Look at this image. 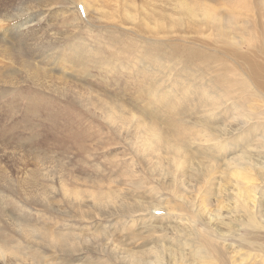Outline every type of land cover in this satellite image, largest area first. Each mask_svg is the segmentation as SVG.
Segmentation results:
<instances>
[{
    "label": "rangeland",
    "instance_id": "obj_1",
    "mask_svg": "<svg viewBox=\"0 0 264 264\" xmlns=\"http://www.w3.org/2000/svg\"><path fill=\"white\" fill-rule=\"evenodd\" d=\"M242 1L174 0L168 9L161 5L156 10L159 22L171 23L172 34L151 25L143 28L139 12L144 33H155L146 37L131 29L132 21L139 22L128 13L120 36L122 25L114 21L119 13L107 5L99 13L110 19L93 9L87 14L77 2L81 24L76 20L66 25L63 10L69 0H0V38H5L0 39V264H156L154 252L160 251L166 262L168 252L159 244L178 236L177 229L181 236L189 233L190 223L201 231L218 207L233 214L226 208L232 206L227 195L234 193L235 181L249 188L252 177H234L231 166L228 170L224 165L249 144L248 134L239 133V118L228 108L230 100L220 107L229 111H212L217 121L211 125L232 131L227 136L235 135V151L219 155L216 162L198 156L197 163L180 164V154L164 141L178 144L186 139L198 150L210 145L205 137H192L202 129L199 114L207 108L201 98L204 86L212 84L208 80L229 76L239 97L252 91L250 82L246 92L236 87L235 82L248 81L245 71L210 25L216 17L234 13V23L222 21L225 32L233 30L229 40L234 47L245 50L250 40L258 44L264 39V0ZM32 14L33 23L17 25ZM97 39L112 47L107 49L111 53L102 54V63L80 65L72 55L61 54L70 43L81 46L86 41L96 47ZM190 48L197 53L191 59ZM219 64L230 67L225 68L228 74ZM257 100L249 105L261 106ZM217 228L221 232L214 231L215 238L217 233L226 235L225 243L234 246L235 264H262L254 251L250 256L237 246L245 229L235 227L231 234ZM166 264L193 262L186 257Z\"/></svg>",
    "mask_w": 264,
    "mask_h": 264
},
{
    "label": "bare ground",
    "instance_id": "obj_2",
    "mask_svg": "<svg viewBox=\"0 0 264 264\" xmlns=\"http://www.w3.org/2000/svg\"><path fill=\"white\" fill-rule=\"evenodd\" d=\"M138 1H139V3H138ZM77 2L82 3V5L84 6V10L86 11L87 14L91 11V9H93V11H95L96 13L101 12L102 10L100 9V7L104 8L103 7L104 5H107V8L113 9L116 13H119L116 15V19L114 21L122 25L121 31L118 32V34L120 36L125 33L124 32L125 31V24L128 23L127 18L125 17V16H128L127 13L129 14V17L132 18V20L138 21V20H140V18L138 19L139 12H140V14L142 15L141 21L143 20L142 21L143 28L146 27L145 25H151L152 28L155 29V31H158L159 33H161L160 28L166 29V31L169 33H170L169 29L172 28L171 23H169L172 20H169L167 22V23H169L168 25H166V24L161 25L160 24L159 21L161 18H158V15H159L158 9H161V10L163 9V7H159L161 5H163L164 8L168 9L170 6L174 5V0H77V1L69 0L68 8L63 10V12L66 14V17L64 19V23L66 25H69L70 21H76V20H77L76 22L81 24L80 19H79V14L76 10L77 9L76 8ZM241 2H243V1L241 0ZM181 3H183V2H181ZM185 5H186V3H185ZM181 6H182V4H181ZM130 9L132 12H134L136 14V16L133 15L132 12L131 13L129 12ZM145 9H146V11L149 10V14L144 13ZM246 9H248V8H246ZM65 10H68V11L65 12ZM156 10L158 12L157 13L158 15L156 14ZM188 10H189V12H191V7ZM194 11H195V13L198 12V10L197 11L194 10ZM226 11L229 12V10H226ZM162 12H164V11H162ZM231 12L232 11H230V13ZM204 13H206V12H204ZM207 13H208V11H207ZM209 13L211 15V11H209ZM101 14L103 17L107 15L106 13H103V12ZM101 14L99 13L98 15L101 17ZM154 14H156V15L153 16ZM162 14L160 13V15H162ZM164 14L162 16L166 15V14L165 15ZM257 14H259V13H257ZM34 15L35 14H32L28 17H24L23 21L18 22L17 25L19 27H25L26 25H24V24L33 23ZM162 16H159V17H162ZM217 16H219V15H217ZM235 16H234V13H233V15L227 13L225 18H224V16L221 18L216 17L215 21H212V22L210 21V25H212L213 27L216 28L217 34L220 37H223V40H222V41H224L223 47L225 49H228V51L232 52V54L230 56L232 57V55H233V60H235V59L237 60V61L236 60L235 61L237 62L238 68L241 66L242 67L241 69H244V71H245V73H243V74L247 77L248 81L240 82V83L235 82L236 83L235 85H237L236 87H238L240 92H243V91L246 92L247 88H248V83L250 82L249 85H250V87H252V91H250L249 93L246 92L242 97H239L238 93L231 90L232 82H230V80L227 79V77L229 78V76L222 74L223 73L222 72L221 74L224 75V77L227 76L226 78H223V76L220 78V76H219V78L215 77L213 79H210L208 81L212 84L208 85L206 87L204 86V89L202 90L203 96L201 99L203 100V105L207 107V108L203 109V111L205 110L204 113L202 112V114L201 113L199 114L200 117H201V115L203 116L202 122H201L202 125H200L202 127V129H199L201 132H199L198 134L192 133L193 136L191 135L192 137H194L193 140L197 139L196 136H201L203 138L205 137L203 141L209 142L210 145L207 146L206 148H202L201 150H198V149H193L195 147L191 148V144H193V143H191L190 146L187 145L186 139H184V141H181L178 144H177L178 141H176V144L174 143L175 142L174 139H173V143L165 142L164 140H162V141H164V144H166V146H170L173 149V151L176 152L175 153L176 155H177V153L180 154L179 156L177 155L178 158L181 157V159L183 160L182 162H179L180 164L184 163L186 161H191V162L193 161L194 163H197L198 156H205L208 158V160H210L212 162H216L218 160L219 155H223V154L231 153V152L235 151L234 146H237V143L235 142L234 139H232L235 135L232 134L233 135L232 137L227 136L232 131L229 130L226 132L225 129L222 128V126H221V128L219 127L220 125L219 126L214 125V127L211 125V123L217 121L214 118V115H216V112L214 113L212 111L215 109L216 110L219 109L218 110L219 112L229 111L230 109L226 110L227 108H225V107H222L220 109V107H221V105L225 104V102L230 100V104L228 105V108L230 107L232 109V111L234 112V113L233 112L232 113L234 115H236L235 118L238 117L240 120L239 123H241L239 133H242L245 135L248 134V137H246L247 141H245V143L247 142L249 144L245 145V146H251V147L246 148L244 146L243 150H241L239 155L230 157L229 159H227L225 161L224 165H225V168L228 170H229V167L231 166V168L233 170L231 174L234 175V177H239V176L249 177V178L252 177V182L250 183L249 188H247L248 187L247 183H241L240 181L239 182L235 181V184L233 187V189L235 190L234 193L229 192V194L227 195V196H230V199H231L230 204L232 206L230 208L226 207L233 214L222 213L220 211V208L218 207L215 210V213L212 214V217L207 218V220H205L203 222L205 224V227H203V229H200L203 233L201 231H198L196 228H194V226H191L190 223H188L187 224V226H188L187 231L189 233H184L181 236V234L179 233L180 230L177 229L179 238L177 235H175V236H172V238H170L169 241L167 240L166 242H164V244H159L161 250H165L168 252L169 259L166 258L165 259L166 262H163L161 259V256H160L161 251H160V253L154 252V255H155L154 259L156 260V264L170 263V260H172L174 263V260L182 261V260H185L186 257L188 259H190L191 262H193V264H235L233 257L236 253V250H234V246L231 245L230 243H228V244L225 243V241H226L225 236L226 235L222 234L223 236L221 237V235H219V233H217L219 236V238L217 239V238H215L216 235L213 234L214 231L221 232L220 229H218V228L215 230V228L218 226H222L223 228L228 230L231 234H232V231L235 229V227L237 229H238V227H242L243 229H245L243 231V233L238 236L239 241L237 242L238 243L237 246L245 247L249 251L250 256L252 254V251H254L256 253V255L254 252H253L254 253L253 255L259 256L258 258H261L259 261H261L263 259L262 264L264 263V121L261 120L262 113H261L260 109H262V108H259L264 104V39H261L258 44H254V43L252 44V40H250L251 42L247 43L248 45H247V48L245 50H243L241 47H239V48L234 47L237 44L233 43L229 40L230 34L233 30L230 32H225L226 29L222 25V23H223L222 21H225L226 23L235 21ZM89 17H90V15H89ZM107 18L110 19L111 15H108ZM186 18L187 17H185V20H186ZM167 19H168V17H167ZM194 19L191 18L190 21H193ZM164 20H166V19H164ZM140 22L138 24H136L137 22L135 23L134 21H132L133 26H131V29L134 27L133 29L135 32H138L139 35L145 34L146 37L148 36V34L151 33L150 37H153L154 32L151 30H150V33H147V34L144 33L147 31H145V30L143 31V28H141ZM175 23H176V21H175ZM197 23L200 25L201 22L199 23L197 21ZM232 23H234V22H232ZM250 23H251V27H250V25H248L249 33L253 32L252 31V27H253L252 21L249 22V24ZM205 26L209 27L208 25H205ZM192 27H193V25L190 26L191 31L197 32L196 28H194L192 30ZM235 27H237V26H235ZM215 28H213V29L215 30ZM243 29L244 28L242 27V31L240 30V32H243ZM85 30H87L88 32H92L88 28ZM146 30H147V28H146ZM245 30L246 31H244V32L248 33L247 29H245ZM163 34H164V32H163ZM170 34H172V33H170ZM94 35H96V34L94 33ZM119 35L117 36L118 38L120 37ZM232 35L236 36V34H233V33H232ZM240 35H242V33ZM163 36H166V35H163ZM96 37H98V34ZM0 39L1 40L5 39L3 34H2ZM231 39H232V37H231ZM226 40H227V42H226ZM105 41L106 40H103V39H97V41L94 40L93 42L95 43L96 47H94V46L89 47L92 45L86 43V41H84V44L79 42L81 44V46H79L78 44H77L78 46H75V44L70 43L67 46H65L63 50H61V54H67L69 56L72 55V57L76 61L75 63L80 64V65L87 64L90 60H92L95 64L97 62L102 63V61H103L102 59L104 58V56H106V53L107 52L111 53V50H107V49L112 48L111 46H110L111 48H109L108 47L109 42L108 41L105 42ZM153 41H155V40H153ZM100 42H105V43L102 45V44H100ZM131 42L132 41H130L129 43L131 44ZM140 42H141V40H140ZM146 42L148 43V41H146ZM100 46H104V47H100ZM122 46H124V44ZM136 46H137V44H136ZM80 47H83V49L86 48L88 50L84 51ZM137 47H139V46H137ZM224 48H223V50H224ZM130 49L133 50V47H130ZM47 50H46V52H48ZM168 51H169V49H168ZM220 51L223 52L222 50H220ZM119 52H121V50ZM123 52H124V50H123ZM113 53H114V51H113ZM136 54H138V52ZM196 54H197L196 51L191 50V48H190L189 52L187 53V55H188L187 58L191 59ZM126 55L127 54H125V56ZM225 55H227V54H225ZM125 56L123 55V57H125ZM209 56L211 58V55H209ZM44 58L48 59V56H44ZM120 58L121 57H119V59ZM133 58H134V56H133ZM161 58H163V57H161ZM105 60H107V59H105ZM108 60H110V59H108ZM131 60L132 59L130 58V61ZM58 61L60 62L61 59H59ZM106 62H108V61H106ZM162 63H164V62H162ZM222 63L227 65L228 61L226 62L223 60ZM224 64H222V65L219 64V65L221 67H223L222 69L220 67V70L225 72V68H230V67H228V66L224 67ZM228 65H230V63ZM161 66H163V65H161ZM138 69L136 71H138ZM170 71H171V69H170ZM229 71H231V70H229ZM237 72H236V74H237ZM136 73H138V72H136ZM225 73H227V72H225ZM232 73L234 74L235 72L232 70ZM232 73H230V74L233 75ZM169 77H170V74H169ZM230 78L233 79L234 77H230ZM137 79H138V77H137ZM139 86H140V84H139ZM219 86L222 89L220 88L218 91L217 88H219ZM146 87H148V86H146ZM215 90H217V91L214 92ZM256 99H258V100L260 99L259 102H263V104L261 106H258L256 103L255 104L252 103V105H249L250 102H252V101L256 102L255 101ZM238 100H240V101H238ZM204 102H205V104H204ZM246 104L249 105V108L245 107ZM208 108H210V109H208ZM263 108H264V105H263ZM262 112H263V109H262ZM263 115H264V113H263ZM210 119H211V121H210ZM195 126H196L195 123H193L191 127H195ZM251 128H252V132L250 131ZM257 130H259V131H257ZM180 132H179V134H181ZM175 133H176V131H175ZM183 133H184V131H182V134ZM177 135H178V133H177ZM172 136H174V135H172ZM188 136H189V134H188ZM188 136H185V137L190 139V136L189 137ZM159 138H160V136H159ZM172 138H174V137H172ZM190 141H189V143H190ZM193 165L194 164L190 165L191 169H193L192 168ZM251 170L253 172L252 174L250 173ZM155 210H158V208H156ZM145 211L147 212L148 210L146 209ZM208 216H209V213H208ZM153 217L154 216L152 215V218ZM160 218H162V216ZM162 220H163V218H162ZM202 220L203 219H201V221ZM197 221H198V219H196V221H194V224ZM160 222H161V220H160ZM164 237H162V238H164ZM157 247H158V245H157ZM228 253L230 255H228ZM137 262H138V260H137ZM134 264H137V263H134ZM146 264H147V262H146ZM150 264H152V263H150Z\"/></svg>",
    "mask_w": 264,
    "mask_h": 264
}]
</instances>
